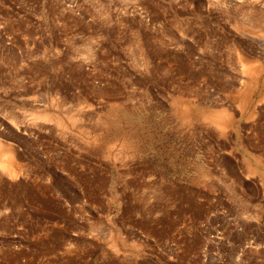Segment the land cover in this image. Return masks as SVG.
I'll use <instances>...</instances> for the list:
<instances>
[{
  "label": "rangeland",
  "instance_id": "rangeland-1",
  "mask_svg": "<svg viewBox=\"0 0 264 264\" xmlns=\"http://www.w3.org/2000/svg\"><path fill=\"white\" fill-rule=\"evenodd\" d=\"M0 147V264H264V0H0Z\"/></svg>",
  "mask_w": 264,
  "mask_h": 264
},
{
  "label": "bare ground",
  "instance_id": "bare-ground-1",
  "mask_svg": "<svg viewBox=\"0 0 264 264\" xmlns=\"http://www.w3.org/2000/svg\"><path fill=\"white\" fill-rule=\"evenodd\" d=\"M61 122V121H60ZM1 148V147H0ZM14 162L15 161H13V159H12V156H11V154H10V152L9 151H4V153L3 154H1L0 155V165L2 166V167H4L5 169L6 168H8V169H10V168H13L14 166ZM16 165V164H15ZM15 170H16V168H15ZM9 172V171H8ZM13 172H11V174H12ZM13 175V174H12Z\"/></svg>",
  "mask_w": 264,
  "mask_h": 264
}]
</instances>
